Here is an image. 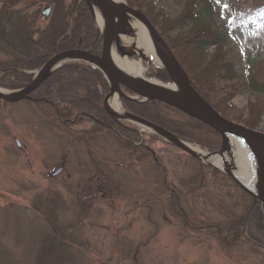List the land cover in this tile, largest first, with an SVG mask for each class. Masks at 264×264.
Instances as JSON below:
<instances>
[{"label":"rangeland","instance_id":"rangeland-1","mask_svg":"<svg viewBox=\"0 0 264 264\" xmlns=\"http://www.w3.org/2000/svg\"><path fill=\"white\" fill-rule=\"evenodd\" d=\"M9 1L20 3L23 14L35 13L32 24L36 29L46 28L51 32L50 36L54 35V31L65 29L67 32L57 41L61 46L53 44L50 51L67 48L62 39L67 34H74L75 26L73 28L72 25H76L77 18L75 22L74 17L67 16L65 10L68 4L73 8L74 0H66L63 9L60 3L54 2L56 11L49 19L42 11L53 3L51 1ZM124 1L129 6L140 9L130 5L129 1L135 0ZM146 1L147 4L154 3L152 12L155 14H151L148 8L145 9L148 16L153 18L150 21L169 46L168 38L175 32H168L170 29L168 25L166 27L167 20L180 16L183 4L176 0ZM208 1L214 10V29L224 38L218 43L219 46L209 47L208 59L218 55L220 48L225 50L224 44L229 49L230 61L235 71L244 76L251 62L264 61V33L247 31L253 29V22L248 23L247 29L239 26L231 30L234 15L227 0ZM83 3L95 29V38L99 36L102 39L95 16L85 0ZM5 12L2 5L0 21ZM143 13L146 15L144 11ZM154 15L163 17L162 28L156 24L159 22ZM35 37L39 40V33H35ZM127 38L133 41L132 36ZM45 47L46 44L42 49ZM170 49L187 73L190 69L188 62L178 58L172 47ZM5 56L6 54L0 53V58ZM133 57L135 60L141 58L138 54ZM186 58L187 61L191 59ZM143 63L146 75L157 65L148 60H143ZM30 71L32 70L27 72ZM5 73V70H0L1 77ZM31 75L33 77V72ZM187 75L195 87L192 76ZM219 98L220 95L214 94L212 101L216 103ZM263 98L258 92L243 88L231 99H220V103L216 105L219 113L237 123L249 117L251 111L257 112L260 120L251 129L264 133ZM27 100L16 103L0 101V264H264L261 256L249 252L251 244L243 240L248 237L256 238L254 235L258 231L257 227L264 225V217L259 216L261 207L258 203L253 204L254 198L221 170L183 152L160 137L158 140L146 139L147 145L166 169L167 183L172 184V189L163 195L166 202H160L159 206L152 209V204H142L146 201L142 196L157 189L156 182L160 181L153 159L150 162L146 160L145 163H150V166L144 172L143 162L139 163L134 159L126 161L120 155H113L111 147L107 149L104 143L96 139L87 142L88 144L62 143L53 134L54 130L46 124L45 116H39L37 107ZM119 100L123 106L124 99ZM125 123L138 129L139 134L150 133L136 123L126 120ZM208 136L202 138L205 143L211 139V135ZM186 141L203 152L210 151L204 145ZM219 149L220 147L215 151ZM64 162L63 172L51 177V173ZM198 162L207 166L203 168L210 181V191L204 188L208 191L207 197L197 194H189L186 199L182 195V199L176 197V192L187 190L185 184H190L188 181H195L197 172L191 170L200 166ZM213 169L223 175L212 179ZM192 172L193 179L189 180ZM215 191L222 195L220 204L214 199L217 195ZM172 197L175 201L180 199L183 202L169 208L168 202L171 203ZM169 198L171 199L168 200ZM136 203L139 205L135 206ZM142 205L146 208L141 207ZM242 212L245 213L243 218ZM228 213L233 215L229 217ZM234 220L239 222L244 235L238 246L229 245L231 242L228 238L231 234L224 232V229L219 231L217 228L202 227L199 232L189 228L211 223L226 226L223 222L227 221L225 228L228 229V223ZM65 232H70L71 236L67 252L45 255V251L51 250L56 243V236Z\"/></svg>","mask_w":264,"mask_h":264},{"label":"trees","instance_id":"trees-1","mask_svg":"<svg viewBox=\"0 0 264 264\" xmlns=\"http://www.w3.org/2000/svg\"><path fill=\"white\" fill-rule=\"evenodd\" d=\"M50 1L60 3L62 9L66 4V0H47V2ZM176 2L183 4V10L176 19L167 20L166 27L168 25L170 29L168 32H175L174 35L168 38L169 46L170 48L172 47L178 58L188 62L190 65L187 73L192 76V81L203 98L218 111L217 105L220 103V99H231L243 88L258 92L264 97V61L262 63L251 62L249 70L243 76L235 71L234 65L230 61L229 49L224 44L225 50L220 48L217 51L218 55L215 54L214 57L208 59L207 50L209 47L213 45L219 46L218 43L223 38V35L214 29L215 22L212 4L208 0H176ZM129 3L142 9L147 16L148 12L145 8H148L151 14H155L152 12L154 3L147 4L146 0L129 1ZM227 4L234 15L233 23L230 26L231 30L239 26L247 29L248 23L253 22L254 30L258 33H264V0H227ZM6 5L10 19L7 23H1L0 21V53L2 55L6 54L5 57L0 58V70H5L7 73L0 77V86L8 89H19L26 86L32 79V75L27 72L28 70L40 67L51 57V53H56L60 50V48H56V50L50 52L53 44L59 45L57 41L67 31L65 29L57 30L54 31L53 36H50L51 32L46 30V28L36 29L37 27L32 24L33 16L30 13L22 15L21 21L23 23H17L14 20L12 5L10 3ZM86 9L83 3L79 9L77 22L73 30L74 34L62 39L63 43L66 42L67 48L65 49L78 47L80 36L84 38L81 46L84 49H89L92 42L95 41V29L90 22V15ZM22 11L24 10L22 9ZM32 15H35V13H32ZM153 17L159 22L156 24L162 28L161 19L163 17H157V15ZM152 19L150 18V20ZM247 31L250 30L247 29ZM35 33H39V40L35 37ZM40 43L46 44V47L42 49L43 47H40ZM97 44L96 46H99V42ZM194 56L197 58L195 59ZM257 56L258 53L255 54V57ZM186 57H191V59L187 61ZM255 64L258 65L255 66ZM9 69H13V71H7ZM147 76L162 82H170L168 72L161 67L154 68ZM218 83H220L219 86H217ZM109 91V84L100 70L82 62H70L53 73L39 88L31 93V98L27 101L37 107L39 116H45L46 124L52 128V131L54 130L53 134H56L55 137L61 140L62 143L88 144L92 139H96L104 143L107 149L111 147L110 151L113 152V155H120L126 161H133L134 159L139 163L143 162L144 172L145 168L150 166V163H145L146 160L148 159L150 162L153 159L156 164L157 177L160 181L159 183L156 182L157 189L142 196L146 199L142 204H145V202L150 203L153 205V209L157 205L159 206L160 202H166L163 195L172 189V184L167 183L166 169L145 141L146 139L158 140L159 137L153 134L141 135L135 128L122 125L113 119L104 107V99ZM214 94L221 97L216 103L212 101ZM124 107L128 111L164 127L182 139L204 145L210 151L218 149L221 145L219 134L210 126L165 103L156 100L139 103L125 99ZM259 120L260 115L257 116V112L251 111L249 117H245L239 122L249 128H253ZM87 125L89 128H85ZM204 132L211 135V139H207L206 143L202 138L208 135L204 134ZM99 158L101 157L99 156ZM102 160L106 159L102 158ZM106 161L109 162V160ZM198 163L200 166L196 170H191L197 172L195 181H188L190 184H185L187 190L182 191V193L180 191L176 192L178 194L176 197L182 199V195L183 199H186L189 194L207 197V193L210 191L208 189L210 181L206 177L207 172L203 170L207 166L201 162ZM220 175L223 174L216 170L212 171V179L215 176L219 178ZM192 179L193 172L189 180ZM221 179L224 180V177ZM214 185L216 186V184ZM160 187L161 189H159ZM216 187L218 188V186ZM204 188L208 191L206 192ZM215 192L217 195L214 196V199L217 200V204H220L222 195L219 191ZM173 197L175 198V195ZM173 197L172 200H170L171 198L168 199L171 201V203L168 202L169 208L174 207V204L183 202L180 199V202L177 199L175 201ZM247 203H249L248 200ZM138 205V203L135 204V206ZM141 207L145 206L142 205ZM244 212H247V208ZM260 212L261 210H259ZM245 213H243L242 218ZM231 214L228 213L229 217H231ZM259 216L263 217L262 212ZM223 223L227 226V221ZM226 226H222L220 223H211L196 228L189 226V228L199 232L202 227L224 229V232L231 234L228 238L229 242H231L229 245L238 246L242 243L241 240L244 235L243 231L240 230L239 222H236V220L231 221L228 223V229L225 228ZM257 230L254 235L256 238H252V240L248 237L249 239L243 240L247 244H251L249 252L252 251L254 255H259L264 259V225L257 227ZM69 234L70 232H65L61 233L60 236L57 235L56 243L52 249H47V252L44 250V254L66 253L71 238ZM224 240L227 239L224 238ZM67 254L65 257H67Z\"/></svg>","mask_w":264,"mask_h":264},{"label":"water","instance_id":"water-1","mask_svg":"<svg viewBox=\"0 0 264 264\" xmlns=\"http://www.w3.org/2000/svg\"><path fill=\"white\" fill-rule=\"evenodd\" d=\"M85 2L87 3L93 16H95V5L105 11L106 20L102 29V44L100 53L96 54L83 49H69L56 53L40 69L34 72L32 81L26 87L19 90H6L0 88V100L8 103H16L30 98L29 95L64 64L71 61L88 63L100 70L109 82L110 92L104 100V105L106 110L115 119H118L119 121L123 119L136 123L158 135L171 145L214 167L216 166L209 162L207 157H212L217 153L225 154L230 152L232 145L231 138L246 142L255 153L260 167L259 182L256 191L251 190V186L248 187L242 183L229 167L225 166L220 170L230 176L245 193L251 195L254 198V203L259 202L264 213V133L225 118L198 93L186 71L181 66L166 41L161 37L155 26L143 13V11L129 6L126 1L116 3L113 0H85ZM46 13H48V11ZM43 14L45 13L43 12ZM131 16L136 17L142 22V24L147 28L155 44L160 43L166 49L170 58L162 54V64L160 63L158 66L164 68L168 72L172 83H179L181 87L180 92L166 88L164 86L166 85L165 83L151 80L146 77L137 78L126 74L115 63L113 52L119 53L121 57L127 56L132 58L137 55V53L133 51L134 47L131 49L124 48L123 45L120 44L121 36L127 35L135 37V35H133L134 30L128 23ZM139 55L143 60L148 59L142 52H139ZM122 87L127 88L129 91L134 93L135 96L129 97L125 95ZM116 94L120 98L127 97L139 102L156 100L170 105L182 111L186 115L203 122L220 135L222 143L219 151L203 152L200 154L192 149L185 140L168 131L164 127L125 110H123L124 115L120 117L110 108L109 105V100ZM63 167L64 165L60 166L51 174V176L55 177L60 174Z\"/></svg>","mask_w":264,"mask_h":264},{"label":"bare ground","instance_id":"bare-ground-1","mask_svg":"<svg viewBox=\"0 0 264 264\" xmlns=\"http://www.w3.org/2000/svg\"><path fill=\"white\" fill-rule=\"evenodd\" d=\"M113 1L119 3L123 2L124 0ZM94 10L97 25L100 29H103L106 20L105 11L101 10L97 5L94 6ZM128 23L129 26L134 30L133 35H135V37L132 36L133 41L127 37H122L120 39V44L123 45L124 48L134 47L133 51H135L138 55L139 52H142L147 56V60H149V62L156 64H162V54L170 58L163 45L160 43H154L147 28L142 24L141 21H139L136 17L131 16L130 20H128ZM113 58L117 66L126 74L137 78L145 77L146 67L141 58L140 60H135L134 57H121L120 55H117L116 52H113ZM164 86L176 92L181 91V87L178 82L166 84ZM110 108L120 117L124 115L118 95H115L111 99ZM231 139L232 145L230 152L225 154L217 153L212 157L208 156L207 160L218 168H223L225 166L229 167L242 183L248 187L251 186V190L256 191L260 175V167L256 155L251 147L243 140H238L235 138ZM190 147L200 154L203 153L197 147Z\"/></svg>","mask_w":264,"mask_h":264},{"label":"flooded vegetation","instance_id":"flooded-vegetation-1","mask_svg":"<svg viewBox=\"0 0 264 264\" xmlns=\"http://www.w3.org/2000/svg\"><path fill=\"white\" fill-rule=\"evenodd\" d=\"M7 3H10V5H12V10L14 12V18H15L14 20L17 23H22L21 17L23 15V11H22V8H21L20 3L11 2L9 0H0V12L2 11V5H4L5 11H6L4 13V18L1 20V23H7L8 20L10 19L9 18V15H8L7 5H6ZM73 3H74L73 4V8L69 4L67 5L66 10H65V13H66L67 16H70L71 15L72 17H74V21L76 22V18H77L78 14H79V9H80L81 5L83 4V0H74ZM48 7H49V10H48V16L46 17L47 19H49L51 16H53L54 15V12L56 11V9L54 8V2L51 3V5H49ZM48 7H46V8H48ZM30 15L33 16L32 14H30ZM74 26H75V23L72 25V27L74 28ZM67 36H70V34H67L63 38H66ZM94 40L95 41L92 42V45L90 46L89 49H91L93 52L98 53L100 51V48H101V41H102V39H100V37L98 36ZM83 41H84L83 36H80L79 39H78V46L79 47L82 46ZM97 42H99V46H96ZM40 45H41L40 47H44V44L40 43ZM50 52H52V51H50Z\"/></svg>","mask_w":264,"mask_h":264}]
</instances>
